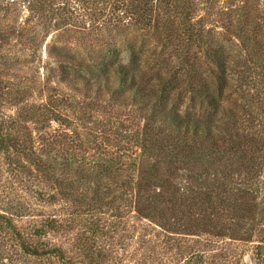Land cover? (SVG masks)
<instances>
[{"label":"rangeland","instance_id":"1","mask_svg":"<svg viewBox=\"0 0 264 264\" xmlns=\"http://www.w3.org/2000/svg\"><path fill=\"white\" fill-rule=\"evenodd\" d=\"M117 63L141 94L120 84ZM155 103L210 124L212 142L188 141L193 161L140 149L147 131L170 141ZM38 105L56 114L27 122L34 147L85 174L43 179L0 150V264H264V0H0V125L22 114L21 135ZM215 139L254 163L222 165L208 156ZM150 168L146 180L164 185L138 189ZM158 190L157 209L139 214ZM172 190L186 202L213 194L217 211L199 222L202 207L173 206ZM189 213L191 225L165 224ZM6 218L56 255L25 253Z\"/></svg>","mask_w":264,"mask_h":264},{"label":"trees","instance_id":"2","mask_svg":"<svg viewBox=\"0 0 264 264\" xmlns=\"http://www.w3.org/2000/svg\"><path fill=\"white\" fill-rule=\"evenodd\" d=\"M153 3V8L152 12H154L158 7L157 3ZM167 8V7H166ZM187 17V16H186ZM150 18V15H149ZM72 60V59H71ZM95 67L94 65H92ZM103 66V65H102ZM82 69L81 65L77 66L76 70ZM64 71H66L65 68H63ZM115 73L116 76L118 77V80L122 86L125 85H130L131 88H135V93L141 94V85L136 83L135 80V71L132 69H129L122 63H117L115 65ZM9 89V87H6ZM205 96L208 98V94H205ZM34 113H31V116L29 119L25 120L26 123H24V128L25 132L24 135L22 134H16V132L19 131V128L21 127V123L23 122V119L21 120V115H17L18 119L12 118V119H3L6 121H2L3 124L0 125V150L3 151L5 154H12V153H19L23 154L24 158H26L27 162L34 164V170L37 171L36 176L42 177L43 179H53L54 175L56 174L58 168L60 170L62 169L63 175L61 176L64 179H70L72 175H77L78 178L81 180L84 178L85 170L83 168H79V166L73 168V163L70 161L67 157H63L62 159H58L56 157H51L48 154L47 158L42 157L44 150L42 153L39 151L42 150V147L40 149H36L33 145L34 140L32 136V129L27 125V122H32V123H38L40 122V117L42 116L41 120H50L55 117L56 113H52L47 107H44V105H38L33 108ZM152 111L153 114L150 115V118L153 121H159L161 123H166L167 124V131L166 132H158L160 134H166L168 136L169 140L167 145H164L163 147L159 145L156 135L154 136H149L150 132L147 131L142 136L148 134V137H143L141 138V143H139V147L142 151H144V148L146 147V143L148 146L152 147V149L158 150L164 152V156L168 157L171 161H182L183 163H187L188 161H193L194 160V155H189V149L195 150L197 149L194 144L188 143L189 140H193L196 137H203L204 139L206 138L208 141L212 142L214 138V134L212 135V128L210 124L206 123H201L196 120H190V119H185L183 120L182 117L173 111H169L165 108H162L158 105V103H155L152 106ZM51 112V113H49ZM49 113V114H48ZM21 120V121H20ZM36 128V127H35ZM38 130H40V127H37ZM21 132V131H19ZM156 133V132H155ZM219 134V135H218ZM220 133H216V136H220ZM223 140H225L223 137H221ZM192 140V141H193ZM220 140V139H219ZM227 141L231 143H235L234 141H231L230 139H226ZM218 140L215 139V147L213 148L212 144V150L210 151V154L208 155L209 157L216 156V160L218 162H221L222 165L225 163L229 162L232 164L234 162L240 166L241 164H246L247 166H251V163H254V158L247 157L244 154H238L235 149H230L228 147L220 146L217 144ZM239 142H237L238 144ZM253 143V142H252ZM161 146V147H160ZM228 148V149H226ZM194 154V153H193ZM197 158V157H196ZM211 166H213V158L209 159ZM72 168V169H71ZM71 173V174H70ZM148 174L149 177L144 178L142 181H137V186L138 189L140 190H150L151 187H162L164 183H151L150 181H147L146 179H157V171L155 168H150L149 172L146 173ZM199 177V175L197 176ZM199 179V178H196ZM155 191V190H154ZM172 198H170V202H172L174 205L173 206H180V203L178 201H182L181 205L183 206L186 202V199H182V197H177V191H170ZM247 194H250L248 191L246 192ZM158 197L157 196H147L144 199V203L138 204L139 211H137L139 214H143L144 217L148 218L149 211L157 209V203H159V199H162V194L159 193L158 190ZM213 194H208V198L204 199L205 201H194L192 200L191 202H186V206L191 209L196 206H201V211L205 214L202 218L199 219L198 215L194 216V219L199 220V222L206 223L207 219H210L212 217V212H213V204L214 201L212 200ZM154 198V199H153ZM138 202V201H137ZM217 206L215 204L214 210L217 211ZM161 211V209L159 210ZM189 212V211H188ZM161 215V212L159 213ZM178 214V213H175ZM190 215H186L184 217L183 222H178L175 220L174 223H171L170 221H167V225L171 224H179L182 226H187L188 224L191 225L193 224L192 222H195L193 219V215L189 213ZM5 218V217H3ZM203 220V221H201ZM46 227L48 228H53L55 221L54 220H46ZM5 224L7 227H9V233L14 234V238L19 241L20 247L23 249V251L27 254L30 255H41V254H54L56 255L57 248L52 247L51 249H47L43 253H40L38 251V248L36 245H33L30 241L26 240L24 237L22 240V237L20 236V232L14 227L12 224L11 220L9 218L5 219ZM11 228V230H10ZM43 233V228H35V232L33 235L35 236H40ZM18 236V239L16 238ZM60 251V250H59Z\"/></svg>","mask_w":264,"mask_h":264}]
</instances>
